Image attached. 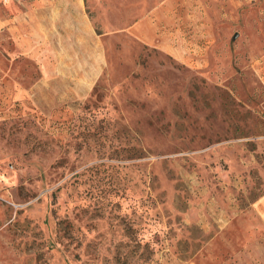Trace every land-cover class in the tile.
<instances>
[{
	"label": "rangeland",
	"instance_id": "1",
	"mask_svg": "<svg viewBox=\"0 0 264 264\" xmlns=\"http://www.w3.org/2000/svg\"><path fill=\"white\" fill-rule=\"evenodd\" d=\"M34 1L0 0V264H264V0H86L98 70Z\"/></svg>",
	"mask_w": 264,
	"mask_h": 264
},
{
	"label": "crops",
	"instance_id": "2",
	"mask_svg": "<svg viewBox=\"0 0 264 264\" xmlns=\"http://www.w3.org/2000/svg\"><path fill=\"white\" fill-rule=\"evenodd\" d=\"M17 14L21 15L20 12ZM32 16L35 32L48 31L50 33L51 44L56 49L55 56L57 61L61 62V66L71 62L68 60L71 54L65 49V43L72 39L73 34H76L79 39L84 38L90 42L91 47L95 49L93 57L96 61V70H98L97 65L100 64L101 55L98 47L99 35L96 32L95 23L87 13L86 0H35L32 6ZM153 26L152 17L148 15L128 25L126 30L131 35L152 43L154 41ZM20 32L11 31V33L18 34ZM59 71L62 72L63 69Z\"/></svg>",
	"mask_w": 264,
	"mask_h": 264
}]
</instances>
